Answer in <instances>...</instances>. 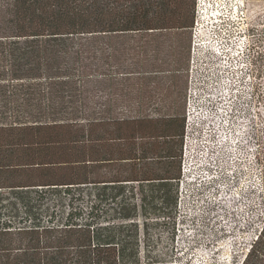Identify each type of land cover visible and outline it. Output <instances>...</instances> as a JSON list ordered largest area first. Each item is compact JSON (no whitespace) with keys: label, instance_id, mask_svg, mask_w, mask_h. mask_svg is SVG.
I'll return each instance as SVG.
<instances>
[{"label":"trees","instance_id":"16d2710c","mask_svg":"<svg viewBox=\"0 0 264 264\" xmlns=\"http://www.w3.org/2000/svg\"><path fill=\"white\" fill-rule=\"evenodd\" d=\"M192 8L0 0V264H162L145 254L147 220H174L185 115L114 114L151 98L146 75L162 81L128 69L114 39L183 31ZM238 264H264V226Z\"/></svg>","mask_w":264,"mask_h":264},{"label":"rangeland","instance_id":"374dc122","mask_svg":"<svg viewBox=\"0 0 264 264\" xmlns=\"http://www.w3.org/2000/svg\"><path fill=\"white\" fill-rule=\"evenodd\" d=\"M190 18L183 31L114 39L126 43L128 69L140 60L162 71L160 83L145 76L151 98L114 114L185 115L187 101L192 109L174 220L148 218V260L238 264L264 226V0H193Z\"/></svg>","mask_w":264,"mask_h":264},{"label":"built area","instance_id":"2783aa9c","mask_svg":"<svg viewBox=\"0 0 264 264\" xmlns=\"http://www.w3.org/2000/svg\"><path fill=\"white\" fill-rule=\"evenodd\" d=\"M205 57L206 58H208V57H212V55L210 54L209 55V53H206V55H205ZM190 92H189V90L187 91V97H189L190 95ZM188 106H189V104H188V101L186 102V110H185V123H184V130H185V133H184V137H183V146H182V164H181V173H184L183 172V167H184V162H185V160L183 161V159L185 158V151H186V149H187V135H186V129H187V127H189V125H190V122H191V117H193L192 116V109H188Z\"/></svg>","mask_w":264,"mask_h":264}]
</instances>
